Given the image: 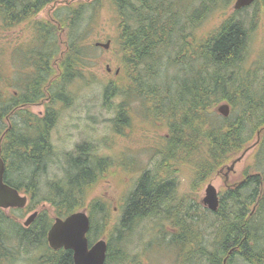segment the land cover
Here are the masks:
<instances>
[{
	"label": "trees",
	"instance_id": "trees-1",
	"mask_svg": "<svg viewBox=\"0 0 264 264\" xmlns=\"http://www.w3.org/2000/svg\"><path fill=\"white\" fill-rule=\"evenodd\" d=\"M59 2L0 0L4 28L27 24L35 30L17 66L16 91L6 94L0 88L5 181L31 198L24 209L0 208V264L21 255L35 264H74L72 250L50 247L53 221L46 211L30 226L21 224L22 214L33 209L34 203L52 204L61 218L87 209L90 245L100 239L108 242L106 264H128V246L135 235H142L136 233L138 229L151 220H161L169 230L158 241L149 242L144 255L151 254L153 246L163 245L175 254L173 264H264V73L246 64L251 27L238 15L248 8L197 36L194 28H202L220 0H77L58 8ZM106 2L116 11L121 67L114 80L106 83L104 102L112 105L120 99L117 120L127 127L128 103L140 102L148 123L163 124L169 134L163 138L160 172L147 169L140 175L124 198L122 216L115 224L107 204L88 202L91 187L113 167L108 157L97 156L91 143L78 144L58 167L61 176L49 178L57 159L52 134L58 110L75 100L72 89L95 66L94 52L101 46L89 41L96 29L94 19ZM222 2L227 7L230 0ZM54 5L58 9L54 7L51 19L36 20ZM254 5L252 20L258 12L264 13V0ZM183 8L188 9L185 26L180 18ZM22 48L19 45L16 53ZM163 64L165 69L187 67L182 73L176 69L179 77L174 70L171 76L161 77ZM6 72L0 60V84L13 89ZM39 103L46 107L43 115L30 110ZM220 103L230 106L228 117L220 115ZM252 146L256 154L244 179L226 183L229 189L220 191L222 204L216 213L203 207L200 190ZM180 166L191 170L186 195L178 191ZM210 230L215 239L208 242L209 248L203 241Z\"/></svg>",
	"mask_w": 264,
	"mask_h": 264
},
{
	"label": "rangeland",
	"instance_id": "rangeland-1",
	"mask_svg": "<svg viewBox=\"0 0 264 264\" xmlns=\"http://www.w3.org/2000/svg\"><path fill=\"white\" fill-rule=\"evenodd\" d=\"M75 1L77 0H60L56 7L59 8L61 5L66 6ZM80 1L87 2L92 0ZM235 2L236 0H230L229 5L226 7L222 5L223 2L220 0L218 7H215L214 11L204 21L202 28H194L195 34L199 36L200 34L205 35L211 32L225 18L235 13ZM55 8H52V6L47 7L38 14L36 20L44 21L49 18L51 19L50 14H53L52 12L58 9ZM255 10L256 6L252 5L246 11H241L238 17L246 18L248 26L251 27L249 59L246 62L247 68H255L259 71L258 74L263 75L264 13L258 12L252 20ZM187 12L188 9H184L180 14L183 26H185L184 22ZM94 27L96 29H92L89 43L95 46L97 43L107 44L108 41H111V45L108 50L104 47L96 48L97 50L94 52L95 66L88 70V77L72 89L76 95L75 100L67 108L63 109L61 106L58 110L57 124L52 134V143L56 149L57 159L56 163L51 167L49 178L61 176L58 167L62 166L66 155L74 152L78 144L83 142L91 143L97 156L108 157L107 159L113 163V167L109 168L106 174L91 187L88 194V202L94 199L107 204L109 208L108 215L115 224L120 221L122 216L124 198L134 189L140 175L147 169L160 172L161 152L165 147L163 138L169 137V134L168 129L163 124H154L152 127L148 123L150 121L149 117H146V113L141 108L142 103L140 102L133 101L128 103L131 111L128 127L124 126V122L117 120L116 110L118 109V105L121 104L120 99L111 100V102L113 101L112 105L109 104L110 102H104L103 91L106 83L114 80L115 73L121 67V54L117 51L119 47L117 43L119 26L116 11H113L107 2L101 8L100 14L94 19ZM34 31L27 24L4 28L0 22V49L2 50L0 60L5 62L6 73L10 76L9 82L12 85L14 84L13 89L5 88V84H0L1 89L7 90L6 94H13L16 91L15 83L18 80L17 66L19 61H23V55L27 54L29 48H27L29 46L28 41L35 34ZM21 44L23 45L22 51L17 54L16 49ZM187 47L190 46L187 44ZM190 54V51L186 54L187 59ZM165 67V64L161 66V77L164 74L171 76L173 70L175 71L174 76L179 77L180 74L178 71L176 72V69H181L180 73H182L184 67L187 66L179 64L170 69H165ZM30 110L37 115H43L45 114L46 107L43 103H39L36 106L30 107ZM255 148L252 146L243 159L235 165L234 170L228 174V180H226L228 168L209 180L203 190H200V201H202L205 189L210 183L218 191L226 193L229 189L226 183L229 186L234 181H242L245 177V172L252 169L254 162L253 155L256 154ZM179 169L180 173L176 176L179 185L178 191L181 195H186V193L190 192L191 170L185 166H180ZM28 200L30 203V196H28ZM35 211L39 213L46 211L53 221L52 225L56 222V218H61L56 214L52 204L34 203L33 209L22 214L23 219L21 224L24 225ZM166 230H169V227L163 224L161 220H151L144 223V226H141L136 232L142 233V235H135L134 240L128 246L131 258L128 264H173L175 254L169 252V249L163 245L153 246L151 254L144 255V248L149 246V242L154 239V241H158L159 238L163 237L162 232ZM213 234H215L213 230H210L209 235L205 234L203 241L205 246L208 245L209 241L212 243L215 239ZM207 247L210 248L209 245ZM30 260V257L21 255L5 264H35L31 263Z\"/></svg>",
	"mask_w": 264,
	"mask_h": 264
},
{
	"label": "water",
	"instance_id": "water-1",
	"mask_svg": "<svg viewBox=\"0 0 264 264\" xmlns=\"http://www.w3.org/2000/svg\"><path fill=\"white\" fill-rule=\"evenodd\" d=\"M257 0H236L234 10L239 11L250 7ZM111 42L107 44L97 43L96 46L108 49ZM219 113L224 117L230 115V106L224 104L218 108ZM2 139L0 140V208H25L28 198L22 195L17 189L8 185L5 181L6 164L2 158ZM245 154L238 158L228 171H232L235 165L243 159ZM204 204L213 211H217L219 198L216 187L209 184L205 190ZM38 213H33L25 222L29 226L37 217ZM91 228V220L87 212L80 211L68 216L65 219L57 218L48 233V242L52 249L72 250L75 264H106L108 254V243L106 240H99L90 247L88 233Z\"/></svg>",
	"mask_w": 264,
	"mask_h": 264
},
{
	"label": "flooded vegetation",
	"instance_id": "flooded-vegetation-1",
	"mask_svg": "<svg viewBox=\"0 0 264 264\" xmlns=\"http://www.w3.org/2000/svg\"><path fill=\"white\" fill-rule=\"evenodd\" d=\"M219 203H220V204H219V206H218V210H219V208L221 207V204H222V198H221V194H220V192H219ZM205 208H206V207H205ZM207 209H208V208H207ZM209 210H210V209H209ZM218 210H217V211H218ZM217 211H212V212H213V213H214V212L216 213Z\"/></svg>",
	"mask_w": 264,
	"mask_h": 264
},
{
	"label": "bare ground",
	"instance_id": "bare-ground-1",
	"mask_svg": "<svg viewBox=\"0 0 264 264\" xmlns=\"http://www.w3.org/2000/svg\"><path fill=\"white\" fill-rule=\"evenodd\" d=\"M50 7H51V6H50ZM54 7H55V5H54V6H52V8H54ZM107 50H108V49H107ZM108 68H109V67H108ZM108 68H107V69H108Z\"/></svg>",
	"mask_w": 264,
	"mask_h": 264
}]
</instances>
